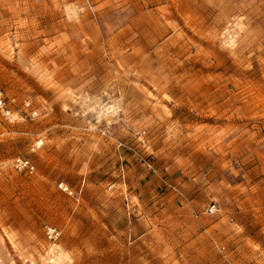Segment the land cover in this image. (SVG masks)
Segmentation results:
<instances>
[{
	"label": "rangeland",
	"instance_id": "1",
	"mask_svg": "<svg viewBox=\"0 0 264 264\" xmlns=\"http://www.w3.org/2000/svg\"><path fill=\"white\" fill-rule=\"evenodd\" d=\"M0 89V264H264V0H0Z\"/></svg>",
	"mask_w": 264,
	"mask_h": 264
},
{
	"label": "crops",
	"instance_id": "2",
	"mask_svg": "<svg viewBox=\"0 0 264 264\" xmlns=\"http://www.w3.org/2000/svg\"><path fill=\"white\" fill-rule=\"evenodd\" d=\"M73 6H77V5L74 4ZM83 10H86L85 7L82 8L81 11H83ZM73 15H74V19L71 20V21L74 22V24L79 25V26H80V24H82L81 23V18L83 17L82 22L85 24V26H84V29L83 30H80V32H82V34L84 35L85 40H92V39H98L99 40V39L102 38V35H101L100 32H96V31L94 32V31L91 30V26H92V20H91V18L90 19L87 18V16L84 15V14L79 15L75 11H74ZM6 16L7 15H5V17ZM68 17H69V15H68ZM81 28H83V26H80V29ZM69 33L72 34V32H63V31H60V32H54V35L57 36L56 39L57 38L58 39H61V37L66 38ZM73 33H77V30L75 29ZM78 54L81 55V53H78ZM83 55H86V52ZM77 65H78V63L75 62L73 64H70L67 68H65V69L63 68L64 71L68 72L67 74L65 73V74L62 75L63 76L62 79H63V82L64 83H65V78H66L67 75H69V74L72 75L73 72L78 71L77 68H80V67H78ZM77 84L78 85L75 86L74 85V82H71V84L68 83V84H64V85H62V83H61V84H58V86L60 87V89H61V87L62 88L64 87V88H67L68 90H71L72 93L69 94V95H67V98H71L72 95H74V93L76 94V92H77V88L76 87H78L80 85H83V86L86 85V84L80 83V82L77 83ZM139 133H140V136L139 137L137 136V137H134L132 139H129L127 142H125V144L132 143V141H134V142L136 141L137 142L136 139H138V141L142 140L143 137H144L143 134H145V132H143V133L142 132H139ZM125 144L120 143V140L119 139H116L115 140V146H116V149H117L116 151L118 152L119 157L122 159V162H119V169H118V176L120 178V184H121V186H124V187L126 186V183H127L128 178H129V181L132 182V183H135L137 181H140L143 178L145 179V177H151L152 178L153 175H155V174L153 173V175H151L148 172L149 169L147 170L145 168L146 166H145L144 163L141 164L140 167L145 166V167L142 168L145 172H143V173L138 172L137 173V171H138V166H137L135 168V173L136 174L135 173H134V175H132V174L131 175H128L127 174L128 173V169L130 168L129 165L131 164V162L129 164H128V162H123L124 157L125 158L127 157L126 156V153H124L125 152V149L123 148V145H125ZM127 160H129V159H127ZM167 166H168V162H167ZM166 168L168 169V167H166ZM123 194H124V200L126 201V207L129 209V208H131L130 204H131L132 200H130L129 197H128L129 195L127 194V189H124V193ZM127 212H128V215H130L131 213H133V212L130 211V209L127 210Z\"/></svg>",
	"mask_w": 264,
	"mask_h": 264
},
{
	"label": "built area",
	"instance_id": "3",
	"mask_svg": "<svg viewBox=\"0 0 264 264\" xmlns=\"http://www.w3.org/2000/svg\"><path fill=\"white\" fill-rule=\"evenodd\" d=\"M7 103H8V101L6 100L5 94H4L3 90L0 89V108L7 109L6 114L10 115L11 110L7 108ZM27 105H29V103ZM130 150L137 153L134 148L130 147ZM149 157H151V156H148L146 158L142 157L143 162L149 170L156 171L154 162ZM14 167L17 171L24 173V174H33L34 171L36 170V166L32 162V160L30 158L23 157V156H18L14 159ZM59 187L61 189H63L64 191H67L70 194H72V191L69 190V187L66 186L64 183H61ZM110 188H112V187H110ZM129 209L131 211V208H129ZM217 211H218V208H217L216 204H212L207 209V213H209V214H214ZM46 234L50 240H56L60 236V231L55 227H49V228H47Z\"/></svg>",
	"mask_w": 264,
	"mask_h": 264
},
{
	"label": "trees",
	"instance_id": "4",
	"mask_svg": "<svg viewBox=\"0 0 264 264\" xmlns=\"http://www.w3.org/2000/svg\"><path fill=\"white\" fill-rule=\"evenodd\" d=\"M149 158H151V157H149Z\"/></svg>",
	"mask_w": 264,
	"mask_h": 264
}]
</instances>
